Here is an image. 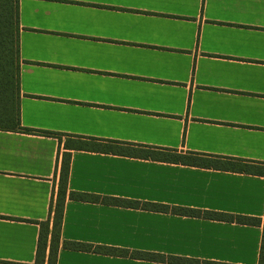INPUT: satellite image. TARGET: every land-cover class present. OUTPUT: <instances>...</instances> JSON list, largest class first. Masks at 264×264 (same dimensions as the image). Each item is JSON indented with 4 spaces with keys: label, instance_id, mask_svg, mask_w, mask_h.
<instances>
[{
    "label": "crops",
    "instance_id": "crops-1",
    "mask_svg": "<svg viewBox=\"0 0 264 264\" xmlns=\"http://www.w3.org/2000/svg\"><path fill=\"white\" fill-rule=\"evenodd\" d=\"M19 9L21 124L50 134L0 129V264H35L49 220L48 258L65 154L57 264H174L64 242L259 264L264 176L104 146L264 166V0H20Z\"/></svg>",
    "mask_w": 264,
    "mask_h": 264
},
{
    "label": "trees",
    "instance_id": "trees-1",
    "mask_svg": "<svg viewBox=\"0 0 264 264\" xmlns=\"http://www.w3.org/2000/svg\"><path fill=\"white\" fill-rule=\"evenodd\" d=\"M20 0H0V129L10 131H25L50 134L46 131L30 130L22 127L20 119ZM97 146H100L97 144ZM106 151L124 156L141 157L145 159L159 160L163 162L215 168L233 172L256 174L264 176V166L254 165L248 162L233 161L212 155L199 153H179L176 150L135 148L121 143L104 146ZM70 171V154H65L61 178L57 194V200L53 215V227L51 230L50 253L46 258L48 239L50 234V221L42 222L41 234L38 243L37 260L35 264H57L58 252L61 240V230L64 217V207L67 196V184ZM71 198L76 200H94L87 194L71 193ZM194 214V213H190ZM205 218H213L226 221H237L242 224L261 225L262 220L244 216H233L222 213L204 212ZM264 228V222H263ZM64 247L87 252H99L114 255H131L134 258H142L152 261H169L174 264H225L210 261H199L179 257H164L151 253L117 250L100 246H93L78 242H64ZM259 264H264V231L260 251Z\"/></svg>",
    "mask_w": 264,
    "mask_h": 264
}]
</instances>
